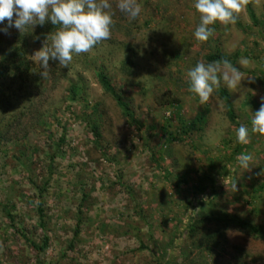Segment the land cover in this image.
Returning <instances> with one entry per match:
<instances>
[{"label": "rangeland", "instance_id": "374dc122", "mask_svg": "<svg viewBox=\"0 0 264 264\" xmlns=\"http://www.w3.org/2000/svg\"><path fill=\"white\" fill-rule=\"evenodd\" d=\"M110 2V38L87 53H73L67 67L58 64L55 85L33 88L30 75L10 108L0 113V125L30 105L41 113L18 143L0 146V264H159L163 257L172 264H264V236L250 227L230 226L210 253L190 254L186 236L177 233L182 219L187 222L184 212L191 202L200 213H228L264 235V190L254 192L264 183V135L250 132L248 144L238 143L239 126L230 122L219 89L201 105L189 92L186 75L197 62L210 63L206 57L211 53L239 52L240 87L229 89L223 82L220 87L229 91L240 125L250 128L251 113L264 98V0H251L254 17L242 0L236 14L242 25L217 22L205 42L194 37L200 22L194 0H137L141 11L135 19L118 9L119 0ZM6 25L7 20L0 27ZM9 29L15 33L16 28ZM0 35L3 44L13 39ZM42 47H30L35 68L41 67L35 54ZM242 59L248 63L241 64ZM100 70L136 121L125 117L101 88ZM71 80L84 87L80 93L86 99L71 100ZM168 94L180 100L181 112L162 105ZM201 113L203 123L182 132L180 118L192 122ZM172 135L178 140L168 142ZM242 153L253 156L249 170L237 166ZM161 167L188 182L170 183ZM211 171L214 191L202 194L200 177ZM40 191L44 229L37 210ZM78 222L81 238L71 248ZM45 238L41 253L27 241L43 245Z\"/></svg>", "mask_w": 264, "mask_h": 264}, {"label": "trees", "instance_id": "16d2710c", "mask_svg": "<svg viewBox=\"0 0 264 264\" xmlns=\"http://www.w3.org/2000/svg\"><path fill=\"white\" fill-rule=\"evenodd\" d=\"M245 6L247 11L254 17V11L252 9L251 0H246ZM237 16V15H236ZM261 22V20H260ZM259 22V23H260ZM264 22V18H263ZM238 26H241L242 23L240 20L236 19L235 22ZM258 23V25H259ZM59 26L52 25L50 22H46L44 25L36 24L34 26H28L24 30L20 31L15 29V33L10 34V29H8V33L5 34L6 38L9 36H13L12 40L7 41V43H2V35H0V113L5 114L8 108H10L11 101L15 99L19 95V93L24 88V83L28 80L30 75H33L30 83L33 88H46V82L55 85L60 82L59 71L55 69V67L59 64L58 61L49 60L48 69H42L41 67L35 68L31 64V60L29 57L30 47L31 45H49L51 44V36L58 30ZM264 34V29H263ZM239 56V52L233 55H227L220 51L215 53H211L207 55L206 59L208 62H222L223 60H228L234 67H238L237 58ZM126 63L130 64L131 61H127ZM240 69V68H239ZM37 72V76L33 74V72ZM42 72L46 74L42 76ZM96 80L104 90V92L115 100L118 107L122 110L125 117L131 118L132 121H136L134 114H132L129 104L124 99V97L119 93V91L113 86L111 83L108 74L104 70H100L96 74ZM69 93L71 94V100L81 101L86 99L82 97V92L84 87L82 85L77 86L73 80L70 81ZM82 86V87H81ZM218 95L221 100L225 104L226 114L231 123L236 126H240V122L238 116L236 115L234 104L231 100V96L229 91L226 88L218 87ZM20 91V92H19ZM84 94V93H83ZM162 105H166L169 108L178 109L181 112L180 100L176 97H173L171 94H168V100L162 103ZM31 106L28 108H22L23 110L18 113H14L10 116L12 118L10 121L5 122L3 125H0V146L5 142L18 143L19 139H22L31 127V122L33 118L38 117L41 113H37L34 109H31ZM28 110H30L31 115L28 114ZM41 118V117H40ZM32 119V120H31ZM205 120V114L201 113L194 121L187 122L180 118V128L182 132L185 134L190 133V131L197 125H201ZM39 120L37 121V123ZM93 131L96 135V139L101 137L100 132L98 131V126L93 125ZM178 140V137L171 136L168 142H173ZM243 148V147H242ZM54 159V156L52 157ZM163 168V167H161ZM165 178L170 183H177L176 186L180 187L182 183H187L188 179L184 175H174L172 174L168 168H163ZM186 177V178H185ZM179 181V182H178ZM181 181V182H180ZM46 183H49L47 181ZM214 176L211 173L208 176H201L199 186L197 190H199L202 194L206 192L214 191ZM43 190V189H42ZM264 190V183L260 184V188L258 191H254L256 193L262 192ZM42 191H40V194ZM200 196V195H199ZM43 194H41V201L37 206L38 214H39V225L41 228L46 227V215L43 208ZM254 200L259 198V194L253 196ZM200 200H205L204 195H201ZM212 197H210L209 203L211 204ZM199 201V202H201ZM204 203V201H202ZM248 204H254L249 199L246 201ZM139 210V217H143L142 214V204L137 201ZM188 210L184 212V216L187 217V222L185 219H182L184 225L180 227V230L177 232L179 235L186 236L185 243L187 245L186 248L189 249L190 254L195 251L201 252H212L216 246L220 245L222 239H226L225 231L232 225H236L243 228L250 229L253 233H257L259 236H264L260 233V229L255 225H250L244 220H240L235 216H230L228 213L219 212L215 213L213 210L208 211V213L199 212V209L194 208L193 203H188ZM204 206V205H202ZM190 207V208H189ZM81 229L80 224L78 222L75 232L74 238L71 242L70 246H73L80 240L81 238ZM263 233V232H262ZM31 246H33L39 253L44 252L47 248L48 238H45L43 245H38L35 241L27 239ZM142 248L144 243H141ZM38 264H44L43 262H39ZM159 264H172V260L167 257H163L162 261Z\"/></svg>", "mask_w": 264, "mask_h": 264}, {"label": "clouds", "instance_id": "9594fccd", "mask_svg": "<svg viewBox=\"0 0 264 264\" xmlns=\"http://www.w3.org/2000/svg\"><path fill=\"white\" fill-rule=\"evenodd\" d=\"M117 7L132 19L141 11L137 0H119ZM111 8L110 0H0V26L7 20V25L0 27V33L7 34L12 27L22 31L28 26L44 25L46 22L59 26L51 36V44L44 45L35 56L42 69H48L50 59L67 67L73 60V53H87L102 40L110 38L114 23ZM194 8L200 14L194 37L197 41L205 42L213 34L211 25L217 22L224 25L236 22L242 0H194ZM240 63L246 65L248 60L242 59ZM45 74L42 72V76ZM186 75L188 90L198 97L201 105L209 101L221 82L229 89H236L244 79L240 69L228 60L197 62ZM250 125L249 128L241 124L237 128L238 143L248 144L250 132L264 135V98L259 110L251 113ZM236 159L239 168H252L251 153H242Z\"/></svg>", "mask_w": 264, "mask_h": 264}]
</instances>
